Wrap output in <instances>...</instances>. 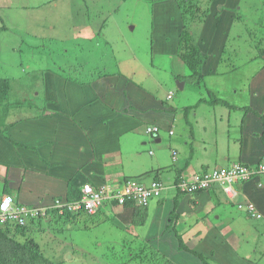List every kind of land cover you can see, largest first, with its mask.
Masks as SVG:
<instances>
[{
    "label": "crops",
    "instance_id": "obj_1",
    "mask_svg": "<svg viewBox=\"0 0 264 264\" xmlns=\"http://www.w3.org/2000/svg\"><path fill=\"white\" fill-rule=\"evenodd\" d=\"M24 1L26 0H4L3 6L22 10L26 7ZM31 1L26 5H31ZM239 1L213 0L210 14L198 36L199 47L205 55L202 67L204 82L208 88L205 89L209 94L225 100L230 107L222 106L224 110L218 112V123L214 118V132L218 128L225 130V142H214L220 149L211 155L209 163H200L203 164L202 169L197 168L198 162L190 164L187 160L193 159L194 150L186 143L187 159L181 167V173L185 175L203 170L205 166L208 169L231 161L255 162L264 152V56L256 59H249V56L239 66L244 72L241 78L245 79L241 83L242 89L236 88V84L229 85L228 88L217 84H222L226 80L224 77L231 75L228 72L232 70L220 72L223 73L220 75L218 64L220 49L229 38L234 23L235 13L232 8L236 11ZM176 4L175 0L153 2L155 19L152 20L153 44L151 43V52V44L149 45V52L151 55H161L169 61L178 57V41L182 28L180 9ZM16 18V12H9L6 21L14 28ZM0 21H4L1 16ZM80 25L84 28L94 27L89 22ZM0 27L4 29L6 26L1 24ZM82 31L83 29L80 35L84 39L93 36L92 29L84 30L85 35ZM0 55H3V51H0ZM101 73L103 74L99 72ZM52 76L63 80L46 69L45 86L44 83L41 84L42 93L39 97L35 99L31 93H25L28 106H37L38 113L26 110L23 116H11L8 119L10 100L7 98L0 102V130L3 129L6 135L0 131V196L10 193L19 202L39 205L47 204L57 197L72 200L77 195V188L85 183L123 185L127 179L125 175L141 176V180L150 175V180H161L160 174L169 166L165 157L166 151L163 149L165 146L161 144L162 138L158 136L154 140L159 149L155 150L153 161L145 164L139 152L138 136L145 121L159 125L164 132L171 129L175 121L174 108L164 105L161 99L137 87L138 83H126L124 78H118L117 75L95 77L89 85L81 84L80 87H76V83L71 81L63 82L61 84L64 89L61 94L53 92L56 91L54 86L59 83L52 85ZM213 76L219 77L217 83ZM92 84L96 85L99 99L92 98L97 95L93 92L95 87ZM71 85L75 89V99L70 96L68 87ZM219 91L224 93L220 95ZM227 92L231 97L235 95L238 102H230L224 97ZM239 93L243 95L242 99L238 96ZM153 112L156 113L154 118ZM239 114L242 117L238 122ZM4 119L3 125L1 122ZM244 122L245 129L240 128L239 131L230 133L229 125H243ZM195 123L198 125L197 120ZM131 149L134 151L130 152ZM113 166L119 169L111 170ZM173 176L174 172L171 179ZM168 185L165 188L169 189L162 191L159 198L151 200L145 206L148 214L144 225L133 224V207H110L112 215L118 217L116 220L120 222L121 228L131 233L133 247L144 244L173 260L178 255L185 258L188 253L179 250L175 232L169 225L174 209L177 212L175 229L182 235L188 247L207 255L208 264H264V174L235 185L234 202H230L218 186L188 195L178 194ZM247 201L254 203L263 218L256 219L242 210H237V202ZM85 217L80 215L72 218V225L66 222L64 224L74 227L82 223ZM245 237L256 239L251 244L245 241ZM114 241L110 237L107 242ZM240 245L244 247L243 250ZM191 264L197 262L193 261Z\"/></svg>",
    "mask_w": 264,
    "mask_h": 264
},
{
    "label": "rangeland",
    "instance_id": "obj_2",
    "mask_svg": "<svg viewBox=\"0 0 264 264\" xmlns=\"http://www.w3.org/2000/svg\"><path fill=\"white\" fill-rule=\"evenodd\" d=\"M28 1L30 0L23 2L26 7L22 10H13L5 8L4 0H0V16L4 19L0 21V25L6 26L4 29L0 27V51H3V55H0V77L8 79L11 87L7 94L10 100L8 119H11V116H23L26 110L33 111L32 113L39 112L37 106L33 108L28 106L25 93L29 95L31 93L33 96L37 93L35 99L39 97L42 93L41 84L46 69L63 78L60 80L52 76V85L59 83L58 86H54L56 91L53 92L60 94L64 89L61 83H67L68 80L74 82L75 79L70 77L74 74L81 76L88 72L112 74L120 70L144 90L161 99L164 105L175 109L171 134L162 129L159 131L161 144L165 146L163 149L168 153L165 152V157L169 165L160 174L163 184H172V172L183 167L187 159L186 143L194 150L193 159H187L190 164L198 162L197 168L202 169L203 164L211 161V155L220 149V146L216 147L214 142H225V130L221 131L218 128L214 132L215 128H213L214 123L219 122L218 112L224 109L222 106L198 103L200 98L208 99L209 91L204 88L205 82H203L204 86L193 85L197 80L192 81L189 78L188 67L180 58L175 57L169 61L161 55L150 54L149 32L154 18V0H32L31 5H26ZM197 1L203 9L210 8L213 2V0L211 3L209 0ZM215 11L216 9L213 12ZM232 11L234 13L238 11L240 15L246 16H241L240 20L232 22L233 26L227 42V46L230 47L226 51V63L218 66L219 74L223 70H232L228 72L231 75L224 77L226 80L222 84L217 83L218 76L213 78L218 85L225 88L236 84V88L242 89L241 83H244L245 79L241 78L244 72L239 66L246 62V58L255 54L257 49L264 48L263 41L254 46L256 40L264 38V25H257L259 16L264 15V0H240L237 10L232 8ZM9 12L17 13L14 28L6 21ZM88 22L94 27L84 28L80 25ZM102 25L101 33H93L92 38L88 39L81 37L82 29L84 34V30L91 31L92 28L98 30ZM195 26L199 32L202 24L196 22ZM249 28L257 30L258 35L256 34L255 38L253 36L251 38ZM231 64L234 65V69ZM92 78H78L82 83L76 82L75 86L89 85L90 81H94L91 80ZM176 81L184 82L182 90L179 89ZM25 83H30L31 88L25 89L23 86ZM92 85L95 87L94 94L95 92L98 94L96 85ZM69 87L72 99L77 98L73 85ZM222 93L224 92L219 91L220 95ZM167 94H171L170 99L166 98ZM223 96L230 102H238L236 96L231 97L228 92ZM238 96L241 99L243 97L241 93ZM92 98L99 99L96 95ZM29 100L32 99L29 97ZM225 110L228 111L227 108ZM155 114L153 112L152 118ZM241 117L242 115L239 114L238 122ZM195 120L198 121V125ZM4 123L5 119L1 124ZM245 127L246 122L243 125H229L228 129L230 133H234ZM154 140L145 133V127L142 126L138 142L139 152L145 164L153 161L155 150L159 149ZM144 142L146 145H143ZM171 150L177 153L175 161L171 160ZM133 151L134 149L130 150ZM117 168L113 166L111 170ZM125 176L131 178L135 175ZM149 176L143 178L142 182H148ZM131 181L134 182L133 179ZM219 193L223 197L222 192ZM102 209L100 215L78 212L79 215L86 217L77 226L68 227L55 217L53 218L55 226L43 221V231L30 230L29 234L39 244L40 251L50 257L55 264H162L164 262L161 256L155 257V252L150 247L139 253L138 258L129 259L130 248L134 245L131 233L121 228L120 222L116 220L118 217L112 215L109 207L104 206ZM110 237L115 241L107 242ZM255 239L256 237H245V241L251 244ZM121 240L125 241L121 242ZM240 248L244 249L241 245ZM180 261L184 263L199 260L188 254L185 258L179 255L175 257V262Z\"/></svg>",
    "mask_w": 264,
    "mask_h": 264
},
{
    "label": "trees",
    "instance_id": "obj_3",
    "mask_svg": "<svg viewBox=\"0 0 264 264\" xmlns=\"http://www.w3.org/2000/svg\"><path fill=\"white\" fill-rule=\"evenodd\" d=\"M176 1L178 3V7L180 9L181 19H182V23H183L181 31H180V35H179L177 56L188 67V70L190 73L189 78H191L192 81L197 80L195 82L199 83V85H200V83L203 80V76H204V74L202 72V67L204 65L205 55L203 54L204 53L203 49L200 48L199 44H198V41H199L198 36H199L200 31L198 32L196 30L195 24H196V22L197 23L200 22L202 25L204 24L206 17L210 14V8L209 7H206L204 9L201 8L200 5L198 4L197 0H176ZM211 1L212 0H209V3H211ZM241 16H246V15H240L238 13V11H236V13L233 15V20L234 21L240 20ZM259 17L260 18L257 21L258 22L257 25H264V15L259 16ZM236 24H238V23H236ZM103 25L98 30L96 28H92L93 33L94 34L101 33ZM257 28H258V26H257ZM94 29H96V30L94 31ZM260 29H258V32L260 31ZM200 30H201V28H200ZM151 31H153V25H151V29L149 32V45L151 43L153 44V37H152ZM249 33H250L251 38H252V36L255 38L256 34L258 35L257 30L255 31L251 28H249ZM261 41L264 42V38H260V39L256 40L254 46L261 44ZM227 42H228V38H227L225 44L223 45V47L220 49V58H219V64H218L219 66L221 65V63H226V61H225L226 51H228L229 47H230V45L227 46V44H228ZM152 44L150 45V48H151L150 52L152 51ZM262 56H264V48L257 49V52L255 54L250 55L249 59H256V58H260ZM230 66L232 67V69H234V67H233L234 65L231 64ZM224 71H227V70H223L221 72H224ZM94 72H98V71H94ZM116 75L119 76L118 78H120V77L124 78L126 80V83H131V84L136 85L135 82L132 81V79L130 80L129 78H127L128 76L124 75L119 70H117V72L116 71L113 72L112 74H106V73L99 74V72L95 74V73H89L88 72V73L84 74L83 76H81L80 74H78V75L74 74L70 77H72L73 80L75 79L74 83H76V82L82 83V80H80L78 78L84 77V78L90 79L91 77H93L92 78V80H93L95 77L96 78L97 77L102 78V77L116 76ZM44 81L45 80L43 78L42 83H44V86H45ZM23 86L25 88L27 87V89H28V87L31 88L30 83H25ZM194 86H195V84H194ZM137 87L142 89V87L140 85H137ZM10 89H11V87H10V83H9L8 79H6L4 77H0V102L6 101L7 94H8ZM66 93L67 92H65V95H66ZM96 96H98V94ZM33 97H36V95ZM199 101L203 102L206 100L200 99ZM210 103H213V104L221 103V105H223V107H230L229 104L223 99L219 100L217 98H214L212 101H210ZM0 131L4 136H6L4 134L3 129H1ZM241 163H243L244 165L254 164V162H244V161H242ZM262 174H264V173H262ZM176 193L181 194L179 188L176 190ZM79 197H80V192H79V189L77 188V195L74 198H72V200H77V199H79ZM50 205H51V202H49L47 204H45V203L39 204V206H50ZM125 206L133 207V214H132L133 224H135L137 226H141V225H144L146 223L148 213H147V209L145 207H142V206L137 205V204H132V202H130V201H127ZM53 211L54 210H51V209L47 210V213L50 215L51 219H53V217H52ZM99 213H97V214H99ZM56 217L58 219H65L66 223H68L70 220H72V218H75L74 215H70L69 213H67V211L64 215H56ZM173 217H175V218H173ZM42 219L43 218L39 217L37 221H30L29 224H27L26 226H23L21 228L11 227V226L0 227V264H55L50 257L45 256L40 251L39 244L29 234L30 230H33L34 227H36V226L41 227L42 226V222H43ZM170 219H171V221L169 222L170 223L169 225L172 226L171 230H173L175 232V236L177 238L179 250L189 252V254L198 258L200 260L199 261L200 263H198V264H207L206 257L203 255V253L196 251V250H191L183 241L182 235L175 229L174 223L177 219V212L174 209L171 212ZM45 223L50 224L49 221H46ZM9 233H12V235H9ZM21 238H23V239L21 240ZM142 246L130 248L129 253L131 254V256L129 257V259L130 258L131 259L138 258L139 253L143 252L148 247L147 245H144V247H142ZM154 252H155V257L159 258V256H161L162 261H164L162 264H177L175 262H172L171 260H168L167 258L164 257V255L158 253L157 251H154Z\"/></svg>",
    "mask_w": 264,
    "mask_h": 264
},
{
    "label": "clouds",
    "instance_id": "obj_4",
    "mask_svg": "<svg viewBox=\"0 0 264 264\" xmlns=\"http://www.w3.org/2000/svg\"><path fill=\"white\" fill-rule=\"evenodd\" d=\"M203 82H204V76H203L202 82L200 83V84H202L204 86ZM194 84H195V87H199L200 86L199 83L193 82V85ZM183 87H184V82H183ZM183 87L182 88H179V89L182 90ZM204 88H205V86H204ZM207 96H208V99H206L204 97L203 98H200V99H205L206 101H203V102L198 101V103L209 104L211 106H223V105H221V103H216V104L210 103V101H212L214 98H217L215 95L208 94ZM166 97L169 99L171 97V94H167ZM217 99L221 100L220 98H217ZM174 120H175V117H174ZM150 122H152V121H145V122H143L144 127H145V133L147 135H150L154 139H156L159 136V131L161 130V127L159 125L155 124V123H150ZM168 131L171 134V129H169ZM176 154H177L176 151L175 150H172V154H171V160L172 161H175L176 160ZM263 156H264V153H262L260 155V157L252 165H244L243 163H241L242 161L241 162L240 161H231V162H229V163H227L225 165H215V166H213L211 168H208V169H205L204 168L203 170H200V171H197V172H194V173H191V174H187V175L181 173L183 171L182 168H178L176 171H173L174 172V176H173V179H172V184H169L168 186H170V189H173L175 192L179 188L181 194H188V195H193L195 193H200V192H203V191H207L208 189H210V188H212L214 186H218V187H220L221 191L227 196V198L230 200V202H234L233 200H234V198L236 196V190H235L234 186L237 185L238 183H242L244 181H248V180H251L253 178H256V177H258L259 175H261L264 172H262V173H258V172L252 173L246 179H235L230 184V191H229V193L227 191H225V185L224 184H221L220 182H211L209 185H207L205 187H198V188H196L194 190H191V191H188L186 189H183L180 186V184H186V183L189 184V185L195 184L194 182L199 181L200 179L204 178L207 175H211L215 171H220L221 169L227 170L231 166L236 165V164H241V165L246 166V167L251 166V168H254V166L261 160V158ZM140 177H131V178H127V179H129V180H132L133 179L134 182L138 183L141 186H145V187L151 185L152 182H158L161 185V189H160V192H159L158 196H155V197L152 196V197H150L148 199V201L146 202L147 205H149V203H150L151 200L159 198L161 196V194H162V191H164L166 189H169V188H165V185L163 184V182L161 180L157 179V178H152V180H150L148 183H143V182H141L142 180L140 179ZM8 194L9 193H4V194H2L0 196V198L2 196H4V195H8ZM114 202L117 205H119V206H125V204H126V201L125 200L122 203H120L118 200H114ZM73 203H76V202L74 200H67V199H64V198H61V197H57V198L52 199L50 206L28 205V204H24V203L18 201V202L13 203L12 206L18 207V208H21L22 207V208H28V209H37L39 211V213L36 216H34V217H26L23 223H19V221H17V220H9V221L0 223V227L11 226V227L21 228V227L26 226L27 224H29L30 221H37L39 217L43 218L42 221H44V222L49 221V223H50L51 226H55L56 224L53 222V219L50 218V215L47 213V210L48 209L54 210L52 212V217L53 218H55L56 215H64L66 213V211L70 215H74L75 218H77L78 216H80L78 214L77 210H71L67 206L68 204L70 205V204H73ZM249 204H253L254 205V203L252 201H247L245 203L237 202L236 203V208H237V210H239V211L242 210L248 216L254 217L256 219L263 218L262 217L263 216L262 213H260L257 210V208H256L255 205H254V213H258V214H260V216L257 217L255 215H252V213L248 211V209H249V206L248 205ZM59 205H63V206L59 207ZM42 209H44V213H42L40 211ZM79 218L76 219V220H79ZM59 220H61V222L63 224H64V222H66L65 219H59ZM68 224H71L72 225L73 222H71V220H70L68 222ZM85 227H87V226H85ZM33 230L40 231V232L43 231L42 226L41 227H37V228L34 227ZM9 235H12V233H9ZM190 249L191 250H196L194 248H190ZM196 251H199V250H196ZM157 252L160 253V254H162V255H164L163 253H161L158 250H157ZM199 252H201V251H199ZM187 253L189 254V252H187ZM203 255L206 257V260H207V255L204 254V253H203ZM164 257L167 258L168 260H171L172 262H175V260H173L171 257H167L166 254L164 255ZM191 262H193V261H186L184 263H182L180 261L179 263H177V262H175V263H177V264H191ZM196 262H197V264L200 263L199 261H196ZM207 264H208V261H207Z\"/></svg>",
    "mask_w": 264,
    "mask_h": 264
},
{
    "label": "built area",
    "instance_id": "obj_5",
    "mask_svg": "<svg viewBox=\"0 0 264 264\" xmlns=\"http://www.w3.org/2000/svg\"><path fill=\"white\" fill-rule=\"evenodd\" d=\"M262 173L264 172V156L261 160L251 168V166L246 167L241 164H236L231 166L229 169H221L220 171H215L211 175H207L199 181L194 182L195 184H180L183 189L188 191L194 190L198 187H205L209 185L211 182H220L225 185V191L229 193L230 184L235 179H246L252 173ZM161 189V185L158 182H152L151 185L139 186L136 189L131 190L129 187H125L120 191H112L108 197L111 200H118L122 203L126 197H135L143 203H146L150 197L158 196ZM86 192H89V189H86ZM13 199L10 195H4L0 198V223L9 221V220H17L19 223H23L26 217H34L39 211L37 209H28V208H18L12 206ZM101 199L98 194H91L90 198L85 197L83 199V203L85 208L89 212H94L96 207L100 204ZM63 205H59L61 207ZM71 210H77L80 205L79 203H73L67 205ZM248 211L257 217L260 216L258 213H254V205L249 204ZM44 213V209L40 210Z\"/></svg>",
    "mask_w": 264,
    "mask_h": 264
},
{
    "label": "bare ground",
    "instance_id": "obj_6",
    "mask_svg": "<svg viewBox=\"0 0 264 264\" xmlns=\"http://www.w3.org/2000/svg\"><path fill=\"white\" fill-rule=\"evenodd\" d=\"M125 179V178H124ZM140 185L136 182H132L129 179H125L124 184L121 185L120 183H118V185H95L92 183H85L82 184L79 187V192H80V197L77 200H74L76 203H79L80 207L77 209V212H83L85 214L88 215H96L97 213L101 212L103 209L102 207L106 206V207H111L113 208L114 206H117V204L114 202V200H111L108 195L112 192V191H120L125 187H129L131 190L136 189L137 187H139ZM89 189V192H86V189ZM91 194H98L100 196L101 202L100 204L96 207L94 212H89L83 203V199L85 197H89L91 196ZM12 197L13 202H18L16 200V198L14 197L13 194H8ZM125 201H130L132 202V204H137L140 205L142 207L148 206L146 203L141 202L140 200H138L135 197H126Z\"/></svg>",
    "mask_w": 264,
    "mask_h": 264
},
{
    "label": "water",
    "instance_id": "obj_7",
    "mask_svg": "<svg viewBox=\"0 0 264 264\" xmlns=\"http://www.w3.org/2000/svg\"><path fill=\"white\" fill-rule=\"evenodd\" d=\"M176 83L179 85L178 86L179 88H182L183 87V82L182 81L181 82L180 81H176Z\"/></svg>",
    "mask_w": 264,
    "mask_h": 264
}]
</instances>
